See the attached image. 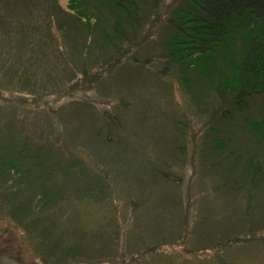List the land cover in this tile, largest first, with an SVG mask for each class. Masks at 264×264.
Returning a JSON list of instances; mask_svg holds the SVG:
<instances>
[{
  "label": "trees",
  "instance_id": "1",
  "mask_svg": "<svg viewBox=\"0 0 264 264\" xmlns=\"http://www.w3.org/2000/svg\"><path fill=\"white\" fill-rule=\"evenodd\" d=\"M4 1L7 0H0V7L4 6L1 8L6 16L25 8L44 16L41 28L30 23L32 16L27 19L19 43L30 46L32 34L39 39L33 49L37 69L0 54V74L14 92L36 98L44 96L43 92L64 90L69 85L64 82L66 75L58 76L59 69L51 61L67 52L66 73L69 68L79 70L83 83L97 84L89 91H100L101 81L126 69L147 72L161 80L171 78L190 97L195 108L209 117L210 123L233 122L235 114L245 113L252 101L264 97V0H174L171 5L168 0H66V13L57 10L60 0H34L33 5L28 0H8L7 5ZM34 18L39 25L37 16ZM14 21L21 24L17 17ZM4 23L0 16V26H5ZM43 60L46 65L39 72ZM123 103L101 114L100 122H106L102 133L106 131L110 142L115 134L126 133L121 113L128 104ZM13 121L19 123L15 115L10 122ZM17 123L9 129H16ZM247 125L251 136L247 134L245 141L259 142L252 151L258 152L264 142V117L248 119ZM20 135H0V214L10 216L28 234L39 264H264V213L255 216L251 206L252 200L264 193L263 161L259 154L242 153L232 148L228 140L218 138L209 139L208 144L205 141L201 151L196 149L191 155L184 151L185 144L180 146L182 162L191 160L195 174L199 171L192 164L195 157L202 163L199 172L206 178L219 170L226 172V181L224 174L220 180L213 174L214 180L209 181L213 185L211 195L213 192L214 198L223 199V205H213L211 215L194 218L191 225L188 208H183L180 199L170 200V193L167 204L153 200V207L157 204L154 210L140 208L145 201L141 180L142 194H130L126 204L127 209L132 207L136 213V228L140 225L139 216L144 210L148 213L141 217L146 237L141 231L136 234L137 230L133 236L125 232L121 245L122 235L116 221L109 226L114 234L108 231L90 242L68 228L59 231L64 221L63 201L70 204L68 194L97 203L101 195L105 202L99 205L112 204L114 189L103 185L108 171L91 175L74 158L69 164L63 163L62 148L32 143ZM176 138L184 139L181 135ZM224 151H228L229 160L224 165L223 162L213 165L211 170V158ZM155 160L159 167L146 162L153 168L148 170V165L143 168L151 185H157L158 189L165 186L168 191L171 184L185 181L177 171L165 169L164 166L170 165L162 157ZM109 165L112 166L110 162ZM178 184L175 186L180 187ZM150 194L154 198L152 192L147 193ZM206 202V198L202 199L203 210L209 209ZM228 203L231 208L236 206L233 212ZM158 205L160 209L156 212ZM175 211L181 212L183 218L180 228L172 223ZM63 223L68 226V222ZM157 236L163 240L148 244L155 242ZM176 248L181 253H168Z\"/></svg>",
  "mask_w": 264,
  "mask_h": 264
},
{
  "label": "rangeland",
  "instance_id": "2",
  "mask_svg": "<svg viewBox=\"0 0 264 264\" xmlns=\"http://www.w3.org/2000/svg\"><path fill=\"white\" fill-rule=\"evenodd\" d=\"M172 1L174 0H168V5H171ZM4 2L7 5L8 0ZM33 2L34 0H28V3L32 5ZM59 3L60 7L58 6L57 10L66 13V10H68L67 1L60 0ZM1 7L0 16L4 19L5 26H0V54L10 57L14 62L37 69V64L33 59V49L39 39L32 34L31 47L29 45L26 47L19 46V43L27 19L29 20V17L32 16L30 23H36L41 28L43 14L37 13L35 15L36 13L33 14L31 9L25 8L21 11L16 10V13L13 12L10 16L9 14L6 16ZM36 16L40 22L39 25L34 21ZM14 17H17L21 24L15 22ZM43 23L45 24L46 21ZM14 45H16L18 51ZM93 50H95V45H92ZM42 52L46 53L47 51L43 50ZM68 55L69 53L65 52L62 56L54 58L51 65L59 69L58 76L66 75L64 82L69 85L64 90L43 92L44 96L42 97L35 96L36 98H33L25 93L14 92L12 85H9L8 80L0 74V135L16 136L22 133L32 143L38 142L45 144V146L47 144V147L53 146L51 148L54 149L62 148L60 152L65 151L62 156L63 163L69 164L71 159L74 158L79 167L91 175L96 174L98 176L99 172L108 171L107 181L103 185L107 186L108 189L110 187L114 189L112 196L115 195V198L112 197V204L99 205L105 202L101 195L98 196L100 201L97 203L85 197L80 199L79 196L76 195L75 197L66 191V194L71 198L68 205H66V200L63 201V222H68V226L66 227L61 222L60 233L67 231L68 228V230L83 235L90 242L95 237L102 236L108 231L114 234L113 227L109 226L113 224V221H116L122 235L121 245L124 243L123 234L125 232L133 236L134 230H137L136 234H140L141 231L144 232L143 236L146 237L145 225L141 226V217L148 214L145 210H154V207L157 206L156 204L153 207V200L167 204L166 197L168 193L171 194L169 196L170 200L180 199L183 208H188L189 224L192 225L195 222L194 218L211 215L213 205H223V199L214 198L213 192L211 195L210 190H212L213 185L209 181L214 180L213 176L216 175L213 174H217L220 180L221 175L226 172L221 173L222 171L219 170L209 174L206 178L205 175L199 172L202 171V163L198 162L195 157L192 164L195 165L196 170H199L195 174L194 171L192 172L194 168L190 165L191 160L183 163L182 158L184 157L179 154V148L184 144V151L189 152L191 155L192 151L196 149H198L197 152L201 151L203 143L206 141L208 144L209 139H226L232 148H236L242 153L259 154L263 161L264 171V142L261 143V150L252 152L257 149L254 145H260L259 142L252 144L245 141L247 134L251 136L247 120H261L264 117V97L252 101L245 113L235 114L233 122L216 120L210 123L209 117L204 116L201 113L202 111L195 108L192 101H190V97L180 91L179 85L174 79L161 80L156 77L153 78L147 72L126 69L120 74H118L119 72L115 73L112 78L107 77V79L101 81L100 91L94 89V92H92L89 91V88L96 87L97 84H91L90 81L83 83L79 70L69 68L70 72L66 73L65 69L69 61ZM45 65L46 61L43 60L38 67V71H43ZM76 83H80V85L73 86ZM16 86L20 87L17 84ZM167 88H170L171 91ZM117 99L119 100L117 101ZM123 102L128 104L125 108L127 110L121 113V120L127 128L126 133L125 135L115 134L116 140L112 139V142H114L112 143L106 137V131L102 133V125L106 122L105 120L100 122V117L107 109L113 110L118 107V104L124 105ZM14 115L19 123L17 121L10 122ZM106 116L109 117L108 114ZM16 123L17 128L10 130L9 128ZM212 129L215 131H212ZM216 131L220 133H216ZM177 135L184 137L183 141L177 140ZM205 135L207 138H205ZM119 139L122 140L117 143ZM228 155V151H224L219 156H213L210 162L212 165H209L211 170L212 166L216 167L218 163L223 162L224 165V161L229 160ZM185 156L189 157L187 153ZM159 157H162L170 165L164 166L165 169L169 167V169L177 171L185 181L180 184H171L173 186L168 191L165 186L158 189L157 185H151L149 180H146L149 176L143 168L148 165L146 162L159 167L160 164L155 160ZM250 158L254 159L253 156H250ZM109 162L112 166L109 165ZM254 162L255 164L258 163L257 160ZM147 167L148 170L153 168L149 165ZM190 173H193V175ZM223 176V180L226 181L227 175L224 174ZM141 180L144 181L145 191L143 195L145 201H143L140 208L145 207V210L139 216L140 225L136 228L137 216L135 211H132V207L127 209L126 198L130 199V194H142L139 185ZM206 182L210 186L204 185ZM177 184L181 186L176 187ZM201 186L203 189H201ZM263 187L264 185L261 188ZM149 192L153 193L154 198H151V194L147 195ZM81 193L79 192V195ZM214 193L217 194V192ZM107 196L109 199L110 194ZM204 198L208 201L206 205L209 209L206 210H203L201 206ZM109 203H111V200ZM226 205L230 207V212L236 209V206L231 208V203ZM251 206L255 216L264 213V193H262L261 198L256 197L253 199ZM158 207L156 212L160 209L159 205ZM180 214L181 212L177 211L174 218H172V223L176 228H180V222L183 221ZM155 235H158L156 231ZM155 240V242L153 240L148 244H155L163 239L157 236ZM174 252L181 253V250L177 248L175 251L170 249L168 253L172 254ZM0 264H39L28 234L21 230L16 221L6 214H0Z\"/></svg>",
  "mask_w": 264,
  "mask_h": 264
}]
</instances>
